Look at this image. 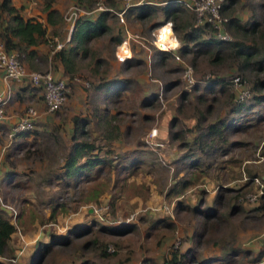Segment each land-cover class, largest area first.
Returning <instances> with one entry per match:
<instances>
[{
	"label": "rangeland",
	"instance_id": "rangeland-1",
	"mask_svg": "<svg viewBox=\"0 0 264 264\" xmlns=\"http://www.w3.org/2000/svg\"><path fill=\"white\" fill-rule=\"evenodd\" d=\"M127 1L93 0L88 8L102 7L95 16L103 9L111 11L109 32L88 46L92 59L105 61L97 65L101 75L130 80L127 90L116 95L98 90L99 78L90 71L95 64L88 59L83 79L68 82L60 110L50 112L44 106L45 115L51 118L34 120L31 130L36 138L8 143L0 153V209L9 204L17 212L13 218L2 210L16 227L10 240L15 256L5 262L30 264L39 244L48 242L53 233L71 240L54 246L40 264H168L172 253L184 255L178 264H264V87L254 86L257 78L264 80V71L245 66L244 55L233 50L207 57L208 62L200 58L197 63L192 62L191 53L178 52L179 60L169 58L165 67L154 65L158 51L152 43L153 33L167 21L162 8L166 3L132 0L134 5L123 12L121 22L115 12L124 10ZM62 4L65 16L76 10L68 0ZM225 5L224 17L237 16L244 23L258 16L264 31V0H233ZM134 7H143L147 13L136 17ZM125 30L137 34L131 53L136 64L118 63L114 57L116 43L111 37H122ZM227 31L231 41L256 46V57L264 59L260 28L238 33L227 27ZM186 65L192 67L195 80L189 89L183 80ZM39 68L51 69L46 63ZM208 75L224 83L214 85L207 81ZM235 77L252 90L242 104L235 103L241 86L233 82ZM31 89L42 100L40 89ZM15 96L12 93V100ZM105 106L111 125L116 126L107 128L114 132L112 139L105 138L106 123L98 119ZM192 106L210 107L208 122H220L221 132L207 141L206 154L194 143V139H207L193 131ZM74 115L90 119L89 133L83 138L106 144L101 154L112 162L91 181L71 185L73 178L56 179L62 176L59 165L71 142ZM153 128L155 135H151ZM7 132L8 128L0 126L1 145L8 141ZM106 149H110L108 154ZM130 159L137 166H131ZM6 172H12L10 177ZM255 177L262 179V193ZM182 180L189 184L169 193ZM256 193L260 196L253 200ZM104 226L130 228L116 232ZM81 227L90 231L81 236L69 232ZM89 240L92 243L84 245Z\"/></svg>",
	"mask_w": 264,
	"mask_h": 264
},
{
	"label": "trees",
	"instance_id": "trees-1",
	"mask_svg": "<svg viewBox=\"0 0 264 264\" xmlns=\"http://www.w3.org/2000/svg\"><path fill=\"white\" fill-rule=\"evenodd\" d=\"M53 1L54 0H44L43 3L44 9L48 10L46 20L48 23L49 21L57 22L60 20L59 11L51 7ZM228 1L232 2L233 0ZM77 5L88 9L93 5V0H77ZM224 6L226 5L223 4L221 12L223 11ZM162 8L164 12V20L172 21L174 33L181 43L180 48L178 49L180 55L191 53L192 62L197 63L200 58H204L208 62L210 58H217L219 54L233 50L237 55H244L243 60L245 62V66L246 64H249L258 72L264 71V59L256 57L258 54L256 46L241 41L218 40L213 35L209 24H197L195 14L184 8L182 4L176 0H167L166 5ZM134 9L138 10L135 16L139 18H143L147 13L144 11L143 7L132 8V10ZM110 13L111 11L103 9L93 18L84 15L76 17L74 20L75 26L69 39L70 46L53 50L51 57L53 60H58L62 64L63 72L67 77V83H71L75 80V78H82L84 76L83 69L88 67L87 64L84 65V61L91 59V64H95V66L90 67V71L94 76H97L100 81L96 85L97 89L107 90V92L116 95L123 90H127L130 80L123 78L119 79L116 77L113 79H106L104 75H101L100 69L97 65L102 62L105 63V61L101 57H95V59H92L93 56L88 46L92 39L98 38L109 32L110 28L107 24V18L110 17ZM46 25L47 24L34 17L24 18L20 14L19 10L12 4L11 0H0V42L3 43L5 49L15 50L18 52V55L23 62L29 64L32 58H34L36 51L33 46H37L42 43L44 38H46ZM226 26L228 29H233L238 33L240 31H254L258 28H260V31H263L258 16H252L244 23L241 22L239 17L231 16L227 18ZM121 38L122 37H120V35L112 36L111 41L118 43L121 41ZM52 46L54 49L55 44ZM157 51V54L155 52V57H153L154 65L156 66L165 67L168 64V59L174 58L171 51L160 49H157ZM209 55H211V57H209ZM40 60L46 61L42 56H40ZM128 63L136 64L135 58L133 57L130 59ZM102 77H105L104 79L106 80L104 81ZM102 80L104 83L101 84ZM208 81H211L214 85L216 83L220 85L224 83L223 79L218 78L217 76H211ZM69 83L66 84L67 88ZM255 85L257 87H264V80H259L257 78L254 86ZM144 100H142V103L147 105L148 100ZM259 100L260 97L257 96V101ZM235 103L242 104L244 102H236L235 100ZM195 107L196 106H192L191 113H189L190 116L196 120L193 131L197 130L199 132V136L201 138L204 137L207 140H203L201 142V140L194 139V143L197 142L200 151L206 154L207 141H210L212 137L219 135L221 132L220 122H208L207 112L210 107L206 106L204 109H197ZM100 110H102L104 114L98 116V119L106 123L105 138L112 139L114 132H112V130H107V128H116V126L111 125L112 118L108 114L109 108L105 106L100 108ZM89 123L90 119L87 117L74 115L71 118L73 134L70 137V145L64 152L63 159L59 165L60 170H62V176H56L58 178L56 179L57 181H67L69 178H73L74 180L71 182V185L75 184L78 180L91 181L94 177L99 176L102 173V170L111 165V157L101 154V151L106 146L105 143L103 146L96 145L93 141L83 138L87 133H89L86 129V126ZM21 133L26 135L33 134V137L36 138L33 130H27ZM51 135H53V133ZM34 144L37 145L36 142ZM106 150L105 154H108L110 149ZM130 161L131 166H137V162L135 160L133 161L130 159ZM191 163L194 164L195 161ZM124 166L125 167L123 168H128V166ZM8 173L9 174L6 172L5 176L10 177L12 172ZM187 184L189 183L186 180L179 181L168 191L169 193L179 192V190L187 186ZM103 228L107 231L122 232V230L130 228V226L123 227L120 230L119 226L114 228L111 226H104ZM15 230V225L8 219L2 209H0V264H7L5 259H13L15 256L14 250L10 246V240ZM89 231L88 227H81L71 229L69 232L74 235L81 236L82 234H87ZM70 240L71 239H67V235L56 237L52 233L48 242H41L39 244V252L34 255L30 264H40L44 259L43 256L50 252L54 246L67 245ZM91 243L92 242L89 240L84 245L89 246ZM182 256L184 255L172 253L171 258L168 260V264H178L180 262L179 259Z\"/></svg>",
	"mask_w": 264,
	"mask_h": 264
},
{
	"label": "built area",
	"instance_id": "built-area-1",
	"mask_svg": "<svg viewBox=\"0 0 264 264\" xmlns=\"http://www.w3.org/2000/svg\"><path fill=\"white\" fill-rule=\"evenodd\" d=\"M184 8L193 12L196 17L197 24H209L212 29L213 35L218 40H231V37L227 31L226 21L227 18L224 17L221 13V9L223 4L227 0H176ZM134 5L132 0H128L125 3L124 10L120 12H115V14L119 17L120 21H123L122 14L126 11L130 6ZM102 7L98 5L95 9H101ZM75 11L69 12L68 15L65 16L66 20L73 21L77 15L81 12V9L75 7ZM168 34L172 40L178 43V46L169 45L166 40L162 39L163 34H159L160 32ZM153 46L160 50L171 51L174 55L175 60H179L178 49L180 48V41L173 31V25L171 20H167L161 25L154 28L153 33ZM160 36V37H159ZM135 37L137 34L131 35L128 30H125L123 33V37L121 41L116 45L114 51V57L119 62H124L126 59L131 57L133 42L136 41ZM70 37L67 36V40ZM128 41V44L125 45V41ZM0 74L2 80L11 84V82L21 81L25 77H28V81L30 85L39 88L41 92V97L44 106L47 111L55 112L63 105L66 98V90H67V81L64 78L56 77L51 69H47L44 71H27L24 65V62L20 59L18 52L15 50H7L5 49L2 42H0ZM210 75L206 76L207 81L210 79ZM76 80L78 78H75ZM183 80L186 83L188 89L194 84V74L193 69L190 65H186L183 72ZM233 82L240 84L239 78L235 77ZM12 89L11 86L8 87L6 92L0 93V122H2L6 116L5 109L7 104L12 100ZM162 90H160V98L162 97ZM252 92L247 85L242 84L240 86V90L235 98L236 102L245 101L250 98ZM37 117V110L28 106L24 111V114L11 126V134L20 133L23 131L31 130L34 127V120ZM156 128H153L151 131V135L156 134ZM254 180L258 182L260 189V193H262V179L255 177ZM260 194L256 193L251 198L253 200L257 199ZM2 210L8 212L10 217L15 218L16 208L13 205L2 204ZM108 205L103 208H107ZM132 215L129 217L131 218ZM102 219L101 217H99ZM128 218V219H129ZM127 219V220H128Z\"/></svg>",
	"mask_w": 264,
	"mask_h": 264
},
{
	"label": "crops",
	"instance_id": "crops-1",
	"mask_svg": "<svg viewBox=\"0 0 264 264\" xmlns=\"http://www.w3.org/2000/svg\"><path fill=\"white\" fill-rule=\"evenodd\" d=\"M63 0H54L52 2L51 7L55 8L56 10L59 11L60 14V20L57 22H50L49 23L46 21L47 20V12L48 10L44 9V0H11L12 4L19 10L20 14L24 18H30L34 17L37 20L47 24L46 27V38H44V41L37 46H33L34 50L36 51V54L34 58L28 63L27 65V70H37L39 68V64H47V66L53 70V73L56 77H61L64 79H67L66 75L63 72V67L62 64L58 60H53L52 59V53L53 50L60 49L62 47H68L70 46V42L67 43V36L70 35V28H71V22L67 21L64 18L63 14V9L64 6L62 4ZM161 2H167V0H159ZM228 1V0H227ZM226 1V2H227ZM70 3L69 7H72L73 5L76 6L77 0H68ZM81 12L78 14L79 15H84V10L85 8L80 7ZM98 9H86L85 13H88V17H95V12ZM132 12V10H131ZM130 12V13H131ZM109 23V22H108ZM131 29V28H130ZM132 30V29H131ZM124 32V31H123ZM123 35V34H122ZM123 37V36H122ZM47 39V40H45ZM122 39V38H121ZM55 44V48L53 49L52 45ZM118 43H116L117 45ZM40 56L44 57L46 61L40 60ZM132 56V55H131ZM133 57H130L125 60V62L129 61ZM116 60V59H115ZM117 61V60H116ZM139 61V60H138ZM120 63L119 61H117ZM132 65V64H131ZM74 84V83H73ZM11 86V89L14 94H16L15 98L6 106L5 113L6 116L4 120L1 123V127H4L5 129L8 128V135L6 134L8 141L5 145L0 144V153L7 147L11 142H15L16 140H19L20 142L25 141L31 136H34L33 134L26 135L22 133H16V134H11V126L17 121L23 114L24 111L26 110V103L30 102L32 103L31 106H33L37 110V117L36 119H41L44 117V120L50 119V115H45L47 113L46 111H43V101L40 100L35 94V92L32 91L31 85H29L28 79L24 78L21 81H16V82H11V84L5 83L0 74V93L6 92L8 87ZM75 86V84H74ZM35 127V126H34ZM34 127L32 129H34ZM72 127V125H71ZM1 156H0V162H1ZM3 164V163H2Z\"/></svg>",
	"mask_w": 264,
	"mask_h": 264
},
{
	"label": "bare ground",
	"instance_id": "bare-ground-1",
	"mask_svg": "<svg viewBox=\"0 0 264 264\" xmlns=\"http://www.w3.org/2000/svg\"><path fill=\"white\" fill-rule=\"evenodd\" d=\"M76 7H78V6L76 5ZM78 8H80V7H78ZM77 17H78V15H77ZM64 18H65V15H64ZM74 20H75V19H74ZM74 20H73V21L67 20V21L71 22V26H72V24L74 23ZM70 29H71V28H70ZM71 33H72V31L70 32L69 37L71 36ZM159 34H163L161 37H163V39L166 40V42L169 43V45H172L173 42H175L174 40H172V39L170 38V36H167L168 34L163 33V31L160 32ZM159 37H160V36H159ZM118 43H119V42H118ZM127 44H128V41L126 40V41H125V45H127Z\"/></svg>",
	"mask_w": 264,
	"mask_h": 264
},
{
	"label": "clouds",
	"instance_id": "clouds-1",
	"mask_svg": "<svg viewBox=\"0 0 264 264\" xmlns=\"http://www.w3.org/2000/svg\"><path fill=\"white\" fill-rule=\"evenodd\" d=\"M162 39H163V37H162ZM173 46H178V43L177 42H173Z\"/></svg>",
	"mask_w": 264,
	"mask_h": 264
},
{
	"label": "water",
	"instance_id": "water-1",
	"mask_svg": "<svg viewBox=\"0 0 264 264\" xmlns=\"http://www.w3.org/2000/svg\"><path fill=\"white\" fill-rule=\"evenodd\" d=\"M74 26H75V22L73 23V25L71 27V31H73Z\"/></svg>",
	"mask_w": 264,
	"mask_h": 264
}]
</instances>
